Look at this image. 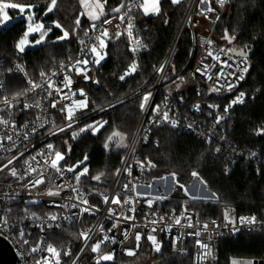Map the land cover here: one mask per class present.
I'll use <instances>...</instances> for the list:
<instances>
[{"label":"built area","instance_id":"obj_1","mask_svg":"<svg viewBox=\"0 0 264 264\" xmlns=\"http://www.w3.org/2000/svg\"><path fill=\"white\" fill-rule=\"evenodd\" d=\"M231 1L223 0L221 4L218 0H188L180 29H177L167 53L152 72L153 84L146 88L145 81L134 91L142 100L146 94L151 93V96L145 108L141 109L140 119L133 132L125 141L124 154L113 185L107 192L84 188L82 176L77 183V167L72 172L66 170L70 166H76L73 163L64 160L59 162L60 172L51 168V159L56 153L54 139L59 134L69 133L72 129L95 120L111 107L112 104L95 108L89 91L90 85L96 82L98 67L107 58L110 43L122 32L125 33L133 57L131 66L148 49L135 17L136 14H144L140 7L142 0H122L116 8L120 9L119 12L112 11L108 16L86 27L83 36L74 43V51L70 57L54 61L40 73L32 74L28 71L29 62L24 51L14 48V58L8 65L0 56V116L9 121L7 126L0 125V144L3 145L0 147V169H3L0 171V217L7 218L9 225L0 237L11 246L17 264H36V261L44 257L55 264V259L46 251L51 244L46 236L72 224L77 227L78 240L68 251L61 253L51 244L60 253V264H97L99 256L105 254L133 259L141 253L144 246L153 252H159L166 247L171 253L189 254L192 264H212L218 259L219 240L223 233L236 235L264 230V212L260 215L244 214L239 213L231 204H223L218 216L203 217L198 211L188 208L166 209L163 206L165 199L158 200L154 194L145 190L152 183L151 173L155 164L141 156L140 146L149 143L156 147L159 144V140L152 136L153 127L167 126L191 134L206 144L217 143L219 148H216V152L230 160L231 166L239 158H243L246 163L256 158L254 152L226 145L224 136L232 126L228 123V118L233 115L234 108L245 100L243 97L242 103L232 104L241 93L238 88L246 82L247 71L242 70L248 69L247 60L232 54L214 40V27ZM209 7L212 11H208ZM195 8L199 10L200 20L208 28L192 24ZM121 16H124L123 21ZM129 17L133 26L131 40L128 36ZM186 27L190 28L191 52L187 64L177 68L174 64V52ZM102 29H107L108 38L106 47L100 50L104 59L97 65L90 48L93 44L98 47L95 37ZM137 40L139 45L135 43ZM133 48L137 50L133 51ZM85 58L89 60L87 71L84 72V66L80 65L82 70L77 72L74 65ZM41 73L45 75L41 76ZM241 74L244 78L237 83ZM85 75L88 79H85ZM65 76L71 79V84L67 87L63 86L66 84ZM30 81L42 87L30 91ZM48 83L53 84L52 89L48 88ZM228 84L235 86L229 90ZM56 87L61 88L60 93L55 91ZM213 88L217 91H212ZM49 91L52 95H48ZM81 91L83 96L79 94ZM18 93L23 95H17ZM85 97L87 107L72 105V119L68 120L67 110L61 109L66 104L71 105L73 100L79 102ZM5 98L14 106H7L4 103ZM37 101L40 102V107H35ZM53 103L55 107L52 106ZM25 104L31 107L25 108ZM156 106H159V112L154 113ZM225 108H228L227 112ZM164 112L168 113L167 121L163 119ZM217 117L223 119L217 123ZM172 120L176 121L175 126H172ZM69 124L71 127H68ZM60 128L64 131H59ZM9 135L12 137L11 141L7 140ZM49 143L53 145L51 150L47 148ZM49 152L51 157L49 163L45 164L44 159ZM40 153L44 155L41 156ZM14 157L17 159L8 164ZM32 157L36 159L33 160ZM29 164L36 171L30 172ZM5 165L8 167L5 168ZM12 168L16 169V176L10 174ZM41 177L43 182L35 184ZM73 188L77 192H73ZM50 191L59 194L49 195ZM117 196L119 203H112ZM105 197L108 198L107 202ZM81 200H87L88 203L83 204ZM73 204L77 207L73 208ZM84 208L88 211L82 212ZM225 213L232 223L225 220ZM53 215L57 217L56 220L50 219ZM253 217L256 221L254 224L241 223V218ZM177 219L180 220L179 224L176 223ZM20 231H23V236H20ZM197 232L200 233L199 236L195 235ZM81 233H87L88 239H84ZM137 234L141 237L139 241L136 239ZM149 235L155 237L160 245L159 251L148 239ZM104 236H108L109 240L102 243L99 251L94 253L92 246L102 241ZM25 240L28 241L27 244L24 243ZM197 241L208 245L210 256L203 257L206 250ZM32 246H38L40 250L30 254ZM129 251L134 254L129 255ZM249 260L261 259L232 258L230 264L233 261ZM104 262L106 261H100V264Z\"/></svg>","mask_w":264,"mask_h":264},{"label":"trees","instance_id":"obj_2","mask_svg":"<svg viewBox=\"0 0 264 264\" xmlns=\"http://www.w3.org/2000/svg\"><path fill=\"white\" fill-rule=\"evenodd\" d=\"M35 6L38 15H43L51 0H10ZM103 15L108 16L122 0H100ZM188 0L172 3L161 0L158 15L136 14V24L148 49L134 64L136 69L125 75L130 69L133 57L129 51L125 33L107 48V58L98 67L97 78L89 91L95 108L112 104L99 117L105 121L102 129L92 135L88 131L77 137L65 132L54 139V151L65 154L64 162L77 163L86 158L88 173L82 183H95L102 192L113 185L117 169L124 154L125 143H115L108 155L101 144L112 128H135L140 116L142 98L134 91L147 81L146 88L153 84L152 72L167 53L179 27ZM79 20L77 25L76 21ZM43 21L54 22L61 28L53 27L46 41L33 49H25V58L29 62L28 71L32 74L47 69L54 61L67 59L74 51V43L80 39L92 21L83 13L80 0H57L51 12L43 16ZM200 21L199 10L194 9L193 25ZM22 20L0 28V56L8 65L14 58L15 41L22 32ZM62 30L68 37L59 39ZM227 37L233 38L228 43ZM214 40L224 49L232 47L250 50L246 82L238 90L244 93V102L234 108L228 118L232 126L224 134L230 144L256 154L254 160L247 163L239 158L232 166L231 161L216 152L219 144H206L191 134L179 132L167 126L151 129L153 137L159 140L155 147L147 144L140 146L142 157L155 164L151 175L175 174L178 184H187L193 173L202 180L211 191L214 200H187L180 193L165 199L166 209L196 210L200 215L218 216L223 204L235 206L239 213L260 215L264 212V0H232L214 27ZM191 52L190 28H184L175 49L174 64L177 68L185 66ZM191 62L188 64L190 66ZM124 76L121 80L120 77ZM162 92V90L160 91ZM217 97V96H216ZM259 160V161H258ZM79 170V167H77ZM100 177L99 180L93 179ZM47 241L61 253L68 251L78 240L75 224L63 226L47 234ZM157 264H192L190 255L171 253L163 247L153 252L144 246L141 253L127 259L117 255L103 264H132L145 257ZM232 258L264 260V230L252 233L241 232L232 235L223 233L219 240L218 259L212 264H230Z\"/></svg>","mask_w":264,"mask_h":264},{"label":"snow or ice","instance_id":"obj_3","mask_svg":"<svg viewBox=\"0 0 264 264\" xmlns=\"http://www.w3.org/2000/svg\"><path fill=\"white\" fill-rule=\"evenodd\" d=\"M173 3H178L179 0H172ZM201 2H203V0H201ZM218 2H220L221 4L223 3V0H218ZM56 3H57V0H51V5L48 7L47 11L48 12H51L53 10V8L56 6ZM159 4H160V0H144L143 4L140 5V7L143 9V12L145 15H158L160 13V7H159ZM97 7L100 8V12L99 13H96L95 11H91V12H88V16L90 17V19H92L93 21L95 20H98L100 18V16L103 15V5H100V4H97L96 5ZM35 6L34 5H30V4H18V3H10V4H0V28L6 26L10 21H9V18H8V15H7V12L5 11V9H8V8H12V9H19V11L21 13H27V20L29 21L28 23V26H27V30L25 31V37L24 39H22L21 41H19V43L17 44V48L20 52H23L25 50V46L28 44V35L33 33V32H37V31H41V29L43 28V25H36L35 27H33V24L31 23V21L33 20V14L31 13V9L34 8ZM132 8L131 6L129 7V11H131ZM114 11H117L119 12L120 9H115ZM208 11H212L211 7H209ZM125 15H127V13H125ZM124 20V16H121V21ZM105 23H109L110 21H104ZM77 25L79 24V20L76 21ZM55 27L57 28H61V25H59L58 23L55 25ZM95 24H93V28H95ZM132 22H131V17H129V20H128V36H129V39L131 40L132 39ZM87 35V33H85ZM47 35L46 32H42L41 33V36H40V39L36 41L37 44L41 43L43 40H44V37ZM117 35L119 36V33H117ZM68 37V32L67 31H64L63 32V36L60 37V39H65ZM108 38V31L107 29H102L100 31V33L95 37V40L98 41V47L96 44H93L92 47L90 48V52L92 54H94V63L99 65L100 61L104 59V56L101 55V51L100 50H103L105 47H106V40ZM226 39H229V42H231V39L233 38H230V37H227L226 35ZM135 43L137 45H139V41H135ZM99 48V50H98ZM133 51H136L137 48H133L132 49ZM223 51V50H222ZM230 51H235V50H230ZM209 55H211V53H209ZM239 56L243 57L245 60L247 58V54L241 50L239 51L238 53ZM89 63V60L87 58L81 60V61H77V64L74 65V67L76 68V71L77 72H80L82 69L79 67L80 65H83L84 68H83V71L86 72L87 71V65ZM19 67V66H18ZM136 69V65L133 64L130 69H129V72L125 73V75H128L130 74L131 72H134ZM247 71V68H244L242 70V72H246ZM41 76H44L45 74L44 73H41L40 74ZM55 75V74H54ZM219 78V77H218ZM244 78L243 74H241L238 78H237V83L239 82V80H242ZM85 79H88V77L85 75ZM121 80L124 79V76H121L120 77ZM209 79H211V77L209 76ZM65 81H66V84H64L63 86L64 87H67L68 85L71 84V79L68 78L67 76H65ZM32 87L30 89V91H35L36 89H40L42 87V85L40 84H37V83H33V82H29ZM48 88L49 89H52L53 88V84L52 83H48ZM235 85L233 84H228V88L229 90ZM55 91L57 93H60L61 92V88L60 87H56L55 88ZM212 91H217L216 88H213ZM80 95H84V93L81 91L79 93ZM17 95H23V93H18ZM48 95H52V92L49 91L48 92ZM73 95H76V93H73ZM151 96V93L149 94H146L144 97H143V100L140 104V107L141 109L143 110L147 104V102L149 101V98ZM243 97H244V93H240V95L237 97L236 100L232 101V104H236V103H242L243 102ZM15 99V97L13 98ZM4 103L9 106V107H13L14 105L11 104L10 101L7 100V98H5L4 100ZM72 105H78L79 107L83 108V107H87V98L85 97L84 100L82 101H75L73 100L72 101V104L71 105H68L66 104L65 105V108L64 109H61V111H64L65 109L67 110V119L68 120H71L72 119V115H73V111H72ZM53 107H55V103H53L52 105ZM25 108H28V107H31L30 105H27L25 104L24 105ZM35 107H40V102L37 101L36 104H35ZM211 107V106H210ZM229 107H231V104L229 105ZM228 111V108H225V112ZM153 112L154 113H157L159 112V106H156V108L153 109ZM163 119L165 121L168 120V113L167 112H164L163 113ZM223 119V117H217V123L220 122V120ZM9 124V121L8 120H5L2 116H0V125H5L7 126ZM171 124L172 126H175L176 125V121L175 120H172L171 121ZM13 127H15V125H12ZM43 126V125H42ZM68 127H71V124L68 125ZM91 127V125L89 126ZM86 129H80L81 132L85 131ZM33 131H35V129H33ZM59 131H64L63 128H60ZM55 134V133H54ZM77 135V133H73V136ZM120 134L118 132H114L112 134V136L109 137V140L111 141L113 139V137H119ZM27 134H25V139H27ZM121 139H123V137H121ZM7 140L11 141L12 140V137L9 135L7 136ZM117 146L119 147V143L117 144ZM0 147H3L2 144H0ZM105 147H108V145L106 144ZM47 148L49 150H51L53 148V145L51 143H49L47 145ZM10 150V149H9ZM23 155V154H21ZM41 156H43L44 154L43 153H40ZM51 157V152H49V155L48 157H45L44 159V163L45 164H48L49 163V158ZM17 159V157H14L12 160H9L8 161V164H12L13 161ZM33 160H35L36 158L35 157H32ZM61 160H64V156L60 153V152H56L55 153V158L51 159V163H50V167L51 168H54L57 172H60L61 169L59 167V162ZM26 163H28V161H26ZM5 168L8 167V165H5L4 166ZM75 167H78V165L76 166H70L68 167L66 170L69 171V172H72L75 170ZM3 169H0V171H2ZM29 171L30 172H34L36 171L35 168H32L31 165L29 164ZM87 173V168L83 169L82 172L80 173H77L76 175V181L77 183L79 182L80 180V177L84 174ZM10 174L12 176H16L17 175V172H16V169L15 168H12L10 170ZM193 175H196V173H193ZM173 176L175 177V174H173ZM93 179L95 180H99L100 177H94ZM43 182V178L41 177L40 179H37L35 181V184H40ZM125 188H127V185H125ZM187 191V190H185ZM73 192H77V189L73 188ZM59 193L58 192H49V195H58ZM77 199H79V196H77ZM107 197H105V201L107 202ZM81 203L83 204H87L88 201L87 200H81ZM112 203H119V197L117 196L116 198H114L112 200ZM127 203V201L125 202ZM73 208H76L77 205L76 204H73L72 205ZM82 212H87L88 209L87 208H84L81 210ZM51 220H56L57 217L55 215L51 216L50 217ZM225 220L228 221L229 223H232V221L229 220V217H228V214L225 213ZM256 221H255V217L251 218V219H247V218H241V223H249V224H254ZM176 223L179 224L180 223V220L177 219L176 220ZM51 226V225H50ZM191 226V225H189ZM9 227L8 225V220L7 218H3V217H0V234H3V232L5 231V229ZM115 227V225H114ZM205 228H207V225H204ZM153 231H155V229H153ZM20 236H23L24 233L23 231H20ZM195 235L199 236L200 233L197 232ZM81 236L84 237V239H88V234L87 233H81ZM140 234H137L136 236V239L137 241L140 240ZM149 240H151L153 242V244L155 245V248L157 251H159V248H160V245L156 242L155 240V237L152 236V235H149L148 237ZM109 240V237L108 236H104L103 237V240L102 241H99L97 242L95 245L92 246V251L95 253V252H98L100 247H101V244L104 243L105 241H108ZM112 242L114 243V239L112 240ZM25 244L28 243V241H24ZM197 243L200 245L201 248L205 249L206 251L204 252L203 254V257H206V256H210L211 255V250L208 248V245L205 244V243H202L200 241H197ZM39 247L38 246H32L31 249H30V254L31 253H35L37 251H39ZM47 253H50L51 256L55 259V264H60V260H59V256H60V253L57 251V249L55 247H53L51 244L48 245L47 249H46ZM129 255H132L134 253H132L131 251H129L128 253ZM65 255H68V253H65ZM202 257V259H203ZM113 259V255H110V254H105V255H101L99 256V258L97 259V264H100V261H110ZM36 264H53V261L50 260L49 258L47 257H44L42 258L41 260H38L36 261ZM232 264H256V262L254 261H233Z\"/></svg>","mask_w":264,"mask_h":264},{"label":"rangeland","instance_id":"obj_4","mask_svg":"<svg viewBox=\"0 0 264 264\" xmlns=\"http://www.w3.org/2000/svg\"><path fill=\"white\" fill-rule=\"evenodd\" d=\"M80 2H81L82 11L88 17V19H90V17L88 16V12H91V11H95L96 13L100 12V8L96 6L97 4L102 5V2L100 0H80ZM10 3L22 4L16 1L0 0V4H10ZM50 5L51 3L48 5V7ZM34 8L31 9V13L33 14V20L31 21V23L33 24V27H35L36 25H43V28L41 29V31L33 32L28 35V44L25 46V49H28V48L33 49L41 44H44L48 33H50L52 28L55 27L56 25V23L54 22L43 21V16L46 13H48L47 9L43 15H38L37 11ZM5 11L7 12L10 22L4 27L12 25L13 23L19 20H22L23 22L22 32L15 41V49L18 50L17 44L19 43V41L24 39L25 31L27 30V26L29 23V21L26 18L27 13H21L19 9H12V8L5 9ZM101 17L102 16H100V18ZM90 20L92 22L97 21V20L93 21L92 19ZM195 26L201 27V28H208V26L201 20ZM42 32H46L47 35L44 37V40L41 43L37 44L36 41L40 39ZM63 32L64 30H62V34L60 37L63 36ZM127 72H129V70H127ZM104 123L105 121L101 119L100 117H98L95 120L90 121L83 126L72 129L71 131H69V133L70 135L72 134V136H73V133H77V135L73 137H77L85 131H88L92 135H96L102 129V127L104 126ZM90 125L91 127H89ZM82 128L86 130L81 132L80 129ZM133 130L134 129L131 127L112 128L111 131H109L110 133H107L105 135L103 142L106 140L107 137L112 136L114 132H118L120 136L113 137L111 141L108 138V142H107L108 147H106V149L110 150L112 147H114L116 142L125 143V141L128 139V137L133 132ZM121 137H123V139H121ZM61 154L65 158V154L64 153H61ZM86 160L87 159L84 158L81 161H78L77 163H73L75 165H78L79 173L82 172L83 169L85 168H87V173H88V166L87 164H85ZM62 161L63 160H61L60 162ZM86 174L82 175L83 180L85 179ZM82 186L92 191H101V189L98 187L97 184L91 183L89 181L84 182V184L82 183ZM147 188L152 191V193L155 195V197L158 200L170 199V197L175 193H180L187 200H192V199L214 200L215 199L214 194L206 188L202 180L199 179L196 175H193L187 184H178L172 174L165 173L164 175L153 177L152 183ZM132 264H157V263L153 259H150L147 256L144 259L133 262Z\"/></svg>","mask_w":264,"mask_h":264},{"label":"water","instance_id":"obj_5","mask_svg":"<svg viewBox=\"0 0 264 264\" xmlns=\"http://www.w3.org/2000/svg\"><path fill=\"white\" fill-rule=\"evenodd\" d=\"M180 27H181V23L178 27V30L180 29ZM227 41L228 43H231L232 39H231V42H229V39ZM231 50H235L231 52L232 54L237 55V56H239L238 53L241 50H243L247 54V57H249V54H250V50H245V49H240V48H235V47H232ZM108 138L109 137H107L106 140L102 142L101 144L102 149L106 152L107 155L112 152L111 150H107L105 147V145L107 144ZM254 262H256V264H264V261L262 260H258V261L254 260ZM0 264H17L15 254L11 246L1 237H0Z\"/></svg>","mask_w":264,"mask_h":264},{"label":"crops","instance_id":"obj_6","mask_svg":"<svg viewBox=\"0 0 264 264\" xmlns=\"http://www.w3.org/2000/svg\"><path fill=\"white\" fill-rule=\"evenodd\" d=\"M161 1V0H160ZM171 2H172V0H170ZM180 1V0H179ZM144 2V0H142V3ZM173 3V2H172ZM88 18V17H87ZM90 20V19H89ZM98 20H100V18L98 19ZM97 20V21H98ZM96 22V21H95ZM147 192H149V193H152V191L150 190V189H148V188H146L145 189ZM153 194V193H152Z\"/></svg>","mask_w":264,"mask_h":264},{"label":"flooded vegetation","instance_id":"obj_7","mask_svg":"<svg viewBox=\"0 0 264 264\" xmlns=\"http://www.w3.org/2000/svg\"><path fill=\"white\" fill-rule=\"evenodd\" d=\"M108 142V141H107Z\"/></svg>","mask_w":264,"mask_h":264}]
</instances>
